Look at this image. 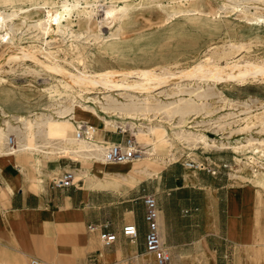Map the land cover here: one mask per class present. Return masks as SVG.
<instances>
[{"label":"rangeland","instance_id":"1","mask_svg":"<svg viewBox=\"0 0 264 264\" xmlns=\"http://www.w3.org/2000/svg\"><path fill=\"white\" fill-rule=\"evenodd\" d=\"M38 1L42 0H0V8L6 6L9 10H12L20 7H32ZM114 1L122 4L124 0ZM114 1L98 0V14L101 15L104 7ZM135 1L139 2L140 0ZM159 1L149 0L144 5L138 6L135 10L134 18L127 22L120 31L116 30V35L114 31L117 26L115 28V26L104 24L101 26L102 30L100 31L103 36L102 39L96 40L93 36H89L86 30H82L83 34L78 37L69 38V36H66L54 41L51 44L52 50L56 51L57 57L61 58L59 59L61 63L70 71L76 72L77 67L80 69L86 67L85 69L90 71L113 69L116 71V78H121L123 73L137 68H147L157 72L167 71L166 69L179 71L194 65L197 66L199 61H201L199 63L211 62L210 64L222 67L228 65L227 62L230 64L232 61L235 62V60H238L237 62L239 63H245V61L264 62V22L255 23L252 20L258 15H264V0H197L195 6L201 5L202 13L186 12L184 11L185 5H182L179 11L174 13L177 9L174 7L178 5L177 0H161L164 2L163 6L157 4ZM184 2L187 3L186 0ZM46 9L47 7L43 8V11ZM44 13L47 12L45 11ZM75 28L78 29V25H75ZM50 34L51 37L56 36L55 31H51ZM29 35L22 40L16 39L15 44L10 46L19 47V44L25 46L34 44L39 46L34 49H39L40 46L49 48L44 43L45 38L38 40L30 38ZM71 39H73V42H71ZM111 41H114L115 44L111 45ZM9 48L8 45L0 44L1 119L5 117L3 110L26 114L46 110L53 100L49 96L51 91L57 97V90H79L76 84H73L75 85L72 87L73 89L70 87L66 88L60 79L63 74L47 71L32 59L26 63L17 59H6V50ZM38 54L41 59L46 62L47 60L49 61L45 55L40 52ZM78 55L79 58L77 57ZM135 77V75H129V79ZM211 86H215L217 96L210 99V106L202 111L197 120L189 123L191 118L190 120L188 119L185 127L189 128V124L198 125L197 129H204L210 138L224 137L231 143H235L236 138L242 135L238 130L239 127L247 121H251L250 123L258 122V119L248 115L264 109V79L249 76L243 81H233L232 79L217 81ZM99 93L100 91L97 88L91 96ZM161 98L165 99L166 95ZM235 113L236 115H233ZM157 116H152V122H160L162 116H165L163 119L167 118L164 113ZM118 119L129 120V118L122 119L119 117ZM179 119L180 116L175 115L169 121H162L168 129L173 142V159L169 160L167 158L165 161L155 160L148 152L150 146L138 141L132 129L128 127L126 131L122 132L124 128L117 127L113 129L115 133L125 135V137L133 135L144 152L139 154L140 156L129 164H100L96 162L94 164L96 165L95 169L90 173L103 175L105 169H121L126 173H133L134 167L141 165L152 169H161L168 162L189 157L196 158L195 160L198 164L207 165L208 160L204 159V156L220 152V150L230 151L233 155L239 156L244 160L254 155V162H257L256 166L264 163L261 155L262 151L253 153L251 148H246V150L235 152L230 146H203L200 143L196 145L191 140L179 138L172 133L173 130L171 129V123ZM134 121L139 122L138 119ZM190 129L193 130L195 128ZM249 136L253 138L264 137V132H256L254 130L249 133ZM41 157L45 159L55 158V156L47 157L43 155ZM92 161L95 160L92 159ZM239 165L237 160H234L231 165V172L237 174L232 175V182L237 185H249L253 188L257 199L255 209V224H257L261 221L264 211V190L250 180L251 174L249 172L251 168L240 170L237 169ZM258 167L260 168V166ZM137 175L140 179L144 176L143 174ZM121 182L120 188L137 183V181L131 180H122ZM111 197L116 198V190L113 191ZM247 228L250 229L248 233L249 238H251L253 233L251 230L252 225H248ZM93 239L95 245L86 249L84 264L124 263L125 259L116 261V259H108L102 255L101 258L98 256L95 261L89 260V254L96 248L109 253L116 251V247H103L99 236H95ZM198 251L199 254L193 255L194 250H184L182 253H178L177 257H173L170 264H215L212 251L207 249H199ZM257 252L259 254L258 257ZM145 257L147 256H142L140 259ZM32 258L20 252L7 249L0 250V264H30ZM255 259L258 261L255 262ZM222 264H264V253L256 247H252L247 253L228 254Z\"/></svg>","mask_w":264,"mask_h":264},{"label":"bare ground","instance_id":"2","mask_svg":"<svg viewBox=\"0 0 264 264\" xmlns=\"http://www.w3.org/2000/svg\"><path fill=\"white\" fill-rule=\"evenodd\" d=\"M186 1L187 3L184 0H177L178 5L174 7L177 8L174 13L179 11L182 5L186 6L184 9L186 12H203L201 5L195 6L197 0ZM145 2L149 0L139 2L124 0L122 4L114 1L104 7L101 15L98 14V0H42L35 2L32 7L12 10L6 6L0 8V44L10 47L6 50L5 58L17 59L23 63L32 59L47 71L63 74L60 79L66 88H72L75 86L73 84L79 87V90L74 91L57 90V97L51 91L49 96L53 100L43 111L26 114L3 110L5 117L0 118V154L27 150L47 157L73 155L83 160L92 158L100 164L111 163L104 157L105 149L110 142L104 139L103 130L93 126L95 118L101 117L107 129L117 127H123L125 131L128 127L132 129L138 141L150 146L148 152L155 160L165 161L167 158L171 160L174 158L173 142L162 121H169L178 115L180 119L171 123V129L179 138L191 140L196 145L200 143L203 146H230L235 152L246 148H251L253 153L262 151L264 162V137L249 136L254 130L264 132V109L248 115L258 119V122L247 121L239 127L238 130L242 135L236 138L235 143L224 137L210 138L204 129H197L198 125L189 124V128L185 127L188 119L191 118L189 123L197 120L202 111L210 106V99L217 96L215 86L212 87L211 84L231 79L243 81L249 76L264 79V62L240 61L239 63L235 60L230 64L227 62L228 65L222 67L210 64L211 62L199 63L201 62L199 61L197 66L179 71L166 69L167 71L157 72L152 69L137 68L123 73L121 78H116V71L113 69L90 71L86 70V67L83 69L77 67L76 72L70 71L61 63L56 51L52 50L51 44L54 41L60 37H78L83 34L82 30H86L88 35L96 40L102 39L100 31L104 24L115 28L117 26L114 31L116 35V30L120 31L124 28L125 24L134 18L138 6L144 5ZM157 4L163 6L164 2L160 0ZM46 7L47 13H44L43 8ZM252 20L255 23H263L264 15H258ZM75 25L79 28L76 29ZM51 31H55V37H51ZM27 35L38 40L45 38L44 43L49 48L40 46L39 49H34L38 46L34 44L10 46L15 44L16 39L22 40ZM110 43L115 44L114 41ZM38 52L45 55L49 61L41 59ZM77 57L79 58V55ZM65 60L68 62L67 59ZM129 75L136 77L129 79ZM97 88L100 93L91 96ZM164 95L166 98H161ZM163 113L167 118L163 119L165 116H162L160 122H152V116L158 117V114ZM118 117L129 120H119ZM136 119L139 122L134 121ZM83 122L87 124V128L84 135L78 137L76 132ZM11 132L17 137L14 143H10ZM254 159V155L247 157L246 160L236 156L240 164L237 169L251 168L250 180L264 190V163L259 164V168ZM159 171L160 169L141 165L134 167L135 174L126 173L121 169H105L103 175L90 173L87 170H83L82 173L86 177L87 184L120 189L122 180L138 182L140 177L137 174L149 176L158 174ZM257 261L255 259V262Z\"/></svg>","mask_w":264,"mask_h":264},{"label":"crops","instance_id":"3","mask_svg":"<svg viewBox=\"0 0 264 264\" xmlns=\"http://www.w3.org/2000/svg\"><path fill=\"white\" fill-rule=\"evenodd\" d=\"M93 126L104 131L110 144L124 143L127 138L107 129L101 117L95 118ZM11 134L15 141V133ZM189 159L196 158L168 162L158 174L115 189L87 184L82 171L95 169L92 159L73 155L45 159L27 150L0 154V250L36 257L40 264H84L86 249L93 247V238L99 236V229L91 231L89 225L109 221V229L118 233L111 246L116 251L96 248L89 260L98 256L116 261L129 257L153 260L145 247L143 203L144 195L153 194L158 202L160 235L172 259L188 249L194 250L193 255L199 254V249L212 251L215 264L225 262L228 254L247 253L252 247L264 253V211L255 224L253 188L232 182L231 165L236 155L220 150L204 156L216 173L187 167L184 162ZM67 171L73 172L74 184L54 185L53 179ZM114 190L116 198L111 197ZM127 223L137 225L136 240L123 235ZM142 256L147 257L140 259Z\"/></svg>","mask_w":264,"mask_h":264},{"label":"built area","instance_id":"4","mask_svg":"<svg viewBox=\"0 0 264 264\" xmlns=\"http://www.w3.org/2000/svg\"><path fill=\"white\" fill-rule=\"evenodd\" d=\"M87 128L86 123H81L77 129V136H83ZM125 130H122L124 132ZM10 143H14V136L10 135ZM144 152L143 148L133 135L126 138L124 143H114L106 147L104 152L105 160L115 164L131 163ZM189 168L209 169L212 173H216V169L211 170L208 165L198 164L195 160L189 159L184 162ZM224 166H227L226 164ZM53 184L56 186H70L74 184V174L70 171L65 172L60 178H54ZM145 206V221L147 223V231L145 234V247L148 253H151L154 259L139 260L135 257L125 259L123 264H170L172 254L164 245L158 223V202L153 194H147L143 197ZM91 231L99 229V237L102 244L106 247L113 246L118 240V233L111 231L110 222L105 221L100 224H90L88 227ZM122 233L126 237L136 240L139 236V230L135 223H127L122 228ZM30 264H39L38 260L31 259Z\"/></svg>","mask_w":264,"mask_h":264}]
</instances>
